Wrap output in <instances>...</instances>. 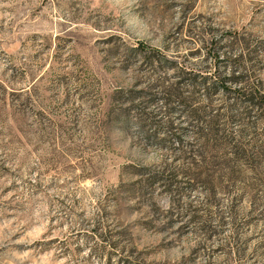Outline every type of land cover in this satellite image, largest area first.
I'll list each match as a JSON object with an SVG mask.
<instances>
[{"label":"rangeland","instance_id":"374dc122","mask_svg":"<svg viewBox=\"0 0 264 264\" xmlns=\"http://www.w3.org/2000/svg\"><path fill=\"white\" fill-rule=\"evenodd\" d=\"M139 45L264 95V0H0V264H264V121L204 126L238 101Z\"/></svg>","mask_w":264,"mask_h":264},{"label":"trees","instance_id":"16d2710c","mask_svg":"<svg viewBox=\"0 0 264 264\" xmlns=\"http://www.w3.org/2000/svg\"><path fill=\"white\" fill-rule=\"evenodd\" d=\"M219 50L223 49L218 48ZM219 50L213 54V56L207 55V60L212 61V69L209 68L208 71L197 72L195 70H187L184 67H178L176 63H167L163 56L156 50L146 51L139 45L138 48L135 49V52L138 53L144 60V62L148 63L149 66L156 65L157 67L165 66L169 69H175L177 75L181 77V83H188L190 85L192 91L194 93H201L204 97L211 99L217 95H222L226 99H233L238 101V103H233L229 106L225 107V114L219 115L216 114L210 118L208 122L202 121L201 123L204 126H222L224 121L228 124L239 123V125H247L245 121L249 122L250 116L252 113L256 112L258 115L254 117V120L257 122L264 121V95L260 92V90H256V88L248 86V80L250 76L242 77V76H220L218 74V70L221 67L222 69L228 68L229 71L234 73L237 69L240 68V58H234L233 60H229L223 57V54H219ZM211 69V70H210ZM178 91V90H175ZM173 100H178L182 97L180 96H172ZM164 99V98H162ZM184 102V101H183ZM175 105V104H172ZM189 108L186 103L178 104L176 103L175 107L170 111L177 112L179 114L190 115L188 124H192L196 122L197 117L194 114H191L187 109ZM239 116L233 115V112H238ZM254 123L252 122L251 125ZM171 151V148H169ZM173 152L178 154H183L184 152L178 148L173 150ZM199 153V152H198ZM246 151L242 146L233 145L231 148L225 152L224 158L229 157L225 162V165L221 164L216 165L214 161V165L212 166L210 176H216L217 174L224 175L229 180L228 182H232V186L236 184H242L243 182L238 178V168L239 166H244V162L247 159ZM203 154V152H202ZM219 157V153H215L213 155V159H217ZM227 164V165H226ZM236 245V244H234Z\"/></svg>","mask_w":264,"mask_h":264}]
</instances>
